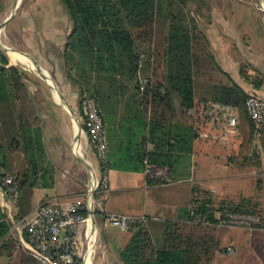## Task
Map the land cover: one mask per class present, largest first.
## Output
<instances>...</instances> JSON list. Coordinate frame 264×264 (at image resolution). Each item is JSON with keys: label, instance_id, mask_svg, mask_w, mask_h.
<instances>
[{"label": "trees", "instance_id": "1", "mask_svg": "<svg viewBox=\"0 0 264 264\" xmlns=\"http://www.w3.org/2000/svg\"><path fill=\"white\" fill-rule=\"evenodd\" d=\"M59 1L71 23L64 63L69 79L80 87V102L91 96L100 109H106L113 93L125 102L127 111L119 119V128L129 147L124 156L129 169L144 171L148 159L166 167L175 178L187 176L197 135L184 110L198 102L231 104L249 121L252 136L264 133V127L257 129L246 110L247 97L257 93H248L226 71L227 81L198 77L199 46L208 38L195 18L185 15L192 0ZM140 77L150 79L143 90ZM29 79L27 71L11 65L0 49V184L8 174L16 178L20 190L17 218L33 210L35 188L47 184L53 172L43 140L42 109ZM252 83L260 86L261 81ZM147 143L153 147L147 148ZM17 153L23 155L18 170L13 162ZM109 165L108 153L102 167L105 170ZM191 209L206 215L211 223L190 221ZM218 211L222 215L260 212L253 197L223 200L216 208L212 192L195 185L188 218L157 221L146 217L121 251L123 264H212L230 228L216 224ZM3 256L6 264H40L12 234L0 203Z\"/></svg>", "mask_w": 264, "mask_h": 264}, {"label": "crops", "instance_id": "2", "mask_svg": "<svg viewBox=\"0 0 264 264\" xmlns=\"http://www.w3.org/2000/svg\"><path fill=\"white\" fill-rule=\"evenodd\" d=\"M20 1L21 0H17L18 4L20 3ZM58 1L59 0H51L52 7H55L54 10L50 8L49 11H44L41 6L42 10H40V14L37 13L38 15L42 16L41 19H43L45 15L52 16L53 19L49 20L48 18H44V24L43 26H40L34 19V16L36 14L33 13V11H31L30 9L31 6L34 7L37 4V8L39 10V6L42 3V0H35L34 4L31 5L26 12V17H29V22L31 20V26L26 27L28 31H25V33L28 32L26 37L27 39H23L22 30L19 31V27H15L13 29L12 43L10 42V45L15 47V51L20 53L26 52L36 58L40 62V66L42 67V69L50 74L52 78L51 84L47 83L48 81L46 82L42 76L41 79L43 82L50 86L49 95L51 96L52 102L54 104L56 103L53 108L57 110V112H59V109L65 110L70 114V117L72 118V130L70 126H68L69 136L70 134H72V137H69L71 138V141H69V143L72 147H74V141L76 139H79L83 147H85V149L87 150V153L89 155L88 162H90L92 167V171L87 167L89 185L91 186L92 177L102 180L105 173L96 153L88 147V129L80 110V87L69 79L66 72V65L64 63L63 55L66 50L68 36L71 32V23L63 5ZM58 7H60L61 9H59ZM235 17L236 15L232 12L231 15H224V22L220 21L222 29L227 30L226 36L223 35V31L221 32V34H219L218 31L213 30L212 43L215 52L217 51L216 53H219L220 51H223L224 48H227V64L229 66H233V61L235 62L236 59L234 57L233 51L237 46H243V49L250 50V56H252V51L255 52L253 56H257V58L259 59L262 68H258L264 76V36H257L255 33H251L247 29H241L237 27L236 24H234ZM9 23L10 21L8 22V24ZM7 25L5 26L6 30L8 28ZM223 58L226 60L224 56ZM250 62L256 66V62H254L252 59L250 60ZM226 72L230 74L233 79L237 81L248 93H257L264 97V79L261 80L260 86H256L254 83H251L252 81L250 80H236L233 70L231 72L228 69L226 70ZM55 83L58 84L55 85ZM53 84L64 96L67 102L66 104L61 100V98V103L55 101L52 92V89L54 88L52 86ZM57 105H60L61 108H59ZM62 105L65 109H63ZM184 113H186L185 110ZM186 114L188 121L192 123L195 128L192 115L188 113ZM102 115L106 123L103 111ZM109 116L111 117L112 115H107V117L110 119V121H108V127L106 123V132L109 142L110 167H108L107 170L109 180L106 185L97 189L99 191H97V193L100 196L99 198H97L98 210L95 209L96 211H94V213L97 220L96 225L98 228V237L93 248V264L94 258L99 256V247H105V249L104 251L102 250L104 253L101 256L100 260L95 264H117L116 262H112L111 258H116V256H120L121 258V251L128 244L132 236V232L123 230L119 227L122 233H119V235L116 237L110 236V240L108 239V243L106 244V241L103 238V234L102 236L99 235V221L97 218V211L102 215L104 224L105 218L111 214H125L138 217L145 216L151 217L157 221L166 219L183 220L188 218L187 214L191 206V201L193 198V187L195 186L190 181L194 176H196V183L199 184L201 188L210 190L213 194V197L217 198V201L226 200L237 202L243 197H251L254 193L255 187H253V181L250 180V175L256 173L257 169L259 170L261 176L259 181L264 185V156L260 160L259 165H255L253 169L248 172L246 170L247 162L239 161L237 157H235L236 154H239L236 152V150L240 146L238 139L240 134H238L236 137L234 136L231 139L229 147H225L221 143L217 133H215L213 137H210L208 139H199L197 137L195 138L193 152L189 159L190 176L187 175L173 178L170 174V178L172 177L173 180L169 183L162 184L158 182H149L147 175L143 170H132L127 167L128 165H126L124 161V156L125 154H127V148L129 147L127 145L125 136L122 134V130L119 128L118 119L121 116L118 117L115 121H113V118H110ZM42 120L43 140L46 145V152L48 155L47 144L49 135H47V131H45L46 121L43 115ZM66 120L67 119L63 117V121L67 123ZM74 122H77L79 129L81 128V130H79V133H76ZM240 122V124L242 125V119H240ZM241 125L239 126V133L240 130L241 132L245 131L247 123H245V125L243 126ZM247 128L250 130V125L249 127L247 126ZM54 134H57L60 136V138H62L58 132L55 131ZM252 137H257V135H254ZM253 138L251 140V143H253L251 144L252 152L255 153L259 150L264 151V133L262 134V136H260V139L256 140L255 142ZM146 147L152 148L153 144L147 143ZM231 153L234 156L233 159H229V156L232 155ZM77 157L79 158V156ZM48 160L49 162L51 161L49 158ZM13 162L16 169L18 170L20 162L18 163L17 161L18 164H16V161ZM52 170L54 172V168ZM206 183H209L210 186L205 185ZM52 186L53 185L51 184H44L35 188L32 200L33 209L37 206L35 200L37 194L39 192L47 194V189L52 188ZM88 195L89 197L91 195L90 187L88 189ZM181 195H183V199H181ZM53 198L57 199L59 204L70 203V201H63L58 195L49 196L41 203L49 202ZM84 202L85 201H83V204ZM258 209L261 210L260 208ZM257 214L264 216V212L261 211ZM127 233H129V235H126ZM223 239L225 241L224 247L222 249L224 253L227 246H232V248H234V252L232 253V255H229L234 257L233 264H248L249 260V264H264V227L256 229L228 228ZM81 241L82 246L85 248L83 239ZM253 249H259V251H253ZM219 261L220 254L218 252L212 264H219Z\"/></svg>", "mask_w": 264, "mask_h": 264}, {"label": "rangeland", "instance_id": "3", "mask_svg": "<svg viewBox=\"0 0 264 264\" xmlns=\"http://www.w3.org/2000/svg\"><path fill=\"white\" fill-rule=\"evenodd\" d=\"M34 2L35 0L34 1L33 0H21L14 16L12 17V19L10 18L6 23L7 25L8 22L10 21V23L7 25L8 26L7 30L5 27L6 25L2 27L3 29L1 28L2 32L0 29V32H1L0 49L4 53H6L8 56H9V53H8L9 51H7V49H5L2 46H4L5 44L6 45L9 44L8 47L10 49L12 48L13 50H15V47L10 45L12 43L13 29L15 27H19V31L22 30L23 39L27 37L28 32L25 33V31H28L26 27L31 26V20L29 22V17H26V12L28 8H30V6L34 4ZM16 4H18L17 0H0V24L3 21H5L6 18L9 17L11 11H13L14 8L16 7ZM41 6L44 11L45 10L49 11L50 8L54 10L55 7H52L51 0H45V1L42 0V3L39 6V10L37 8L38 7L37 4L34 7L31 6L30 10L36 14L34 16V19L38 22L40 26H43L44 18H48L49 20H52L53 17L45 15L44 18L41 19L42 16L38 15L40 14V10H42ZM58 8L61 9L60 7ZM189 11L186 10L185 15L188 18H190L189 16H193L195 20L197 21V25L199 26L200 30L208 38V41H206L207 40L206 38L202 39V44L204 46L202 45L199 46V52H201L202 50V53H201V66L199 69L198 77H203V78L210 77L216 80L227 81L228 78L226 74L224 73V71L229 69L231 72L232 70L234 71L235 79L239 81H245V76L249 77L248 80L256 82V84L259 81L264 79L262 72L259 70V68H262V66L260 65V61L257 58V56H253L255 52L252 51V56H250L251 55L250 50L243 49L242 48L243 46H240V47L237 46L234 51L232 50L234 57L236 58L235 62L233 61V66H229L227 64V60H228L227 59V55H228L227 48H224L223 51L216 53L217 51L215 52V49L212 43L213 30L218 31L219 34H221V32L223 31V35L224 36L227 35V30L222 29L221 22H224L223 21L224 15H231L232 12L236 15L234 24H236L237 27L241 29H247L251 33H255L257 36H264V32H263L264 0H192ZM23 53L26 54V57L30 59L31 58L35 59L37 64L41 65L40 62L36 58H34L33 56H31L30 54L26 52H23ZM223 56L226 58V60L223 58ZM9 59H10L11 65L13 64L17 65L18 67L26 70L27 73L30 75V79H29V82L31 84L30 86L36 95V98L40 104V107H42L41 113L46 121L45 131H47V135H49V140L47 144L48 158L51 160L50 164H52L54 168V172H52V174H49L47 176V184H51L53 186L52 188L47 189L46 191L47 194L43 192H39L37 194V197L35 198L36 205L38 206L39 203H41L47 197L55 196V195H58L63 201H70V202L76 201L82 204H83V201H85L84 204L87 205L88 199L90 198L88 195V189L90 187L89 180H88V170H87V166L80 160L81 156L79 158L77 157L78 156L77 153L75 152V150L73 152V147L69 143V141H71L70 140L71 138L69 137H72V134H70L69 136L68 126H70L71 130L73 127L72 118L70 117V114L62 109H59V112H57V110L53 108L55 104L52 102L51 96L49 95L50 86L42 81L41 79L42 75L30 70L29 68H27L26 66L20 63H17L10 56H9ZM251 59L254 62H256V66L250 62ZM44 79L46 81V78ZM47 83L50 84L49 81ZM57 84L58 83H55V85ZM58 107L61 108L60 105ZM63 109H65L64 106H63ZM101 109L105 116L107 127H108V121H110L107 115L111 114L113 121H115L118 117L124 115L127 111L125 107V102L123 100L118 99L114 93L111 99L107 101L106 109H103V108ZM238 115H239V126L241 125L240 119H242L243 123L241 126L247 123V126L249 127L248 125L249 121L241 115V112H239ZM63 117L67 119L66 120L67 123L63 121ZM182 119H186V118L182 116ZM247 126H246L245 131L241 132L240 130V133H239L240 135L238 137L240 146L236 150V152L239 154H236L235 157H237L239 161L247 162L246 170L250 172L251 169H253L255 165L256 166L259 165L260 160L264 156V151L259 150L258 152H255V153L252 152L251 144L253 143H251V140L253 137L250 133V130L247 128ZM55 131L58 132L62 138H60L59 135L54 134ZM258 139H260L259 136L253 138L254 142ZM233 157L234 156L232 154L231 156H229V159H233ZM84 158H86V161H88L89 159V155L85 148H84ZM22 159H23V155L20 153H17L14 156V161H16V164H18L19 161H21ZM189 168L187 170L188 174L190 170ZM260 177L261 176H260L258 169L256 173L250 175V180L253 181V187H255L254 193L251 197H253L254 202L257 204V207L261 209L260 211L264 212V185L259 181ZM173 178L171 179V181L173 180ZM190 182L193 185L199 186V184L196 183V176L192 177ZM205 185L210 186L209 183H206ZM97 191H98L97 189L96 190L94 189L91 193L92 195L90 198L91 207L93 206L94 210L95 209L98 210L97 198H99L100 195L97 193ZM183 198H184L183 195H181V199ZM3 200L7 202L5 197H2L1 191H0V203L2 205L3 211L8 213V208L2 204ZM214 200H215V207L216 208L219 207V202L221 200L217 201V198H214ZM49 202L53 204H58V201L55 198H53ZM218 213L219 211L217 212V214ZM13 215L16 221L17 220L16 218L17 209L16 208L13 209ZM97 218L99 221V235L102 236L103 234V238L105 239L106 244L108 243V239L110 236L116 237L119 235V233H122L121 229L118 226L113 225V224H107V225L104 224L103 217L101 214L98 213V211H97ZM13 220L9 218V221L11 223V229H12ZM129 232H132V230ZM12 234L16 235L18 233H16V231H13ZM126 235H129V233H127ZM224 244H225V241L224 239H222V245H221L222 249L224 247ZM104 249L105 247L98 248L99 256L94 258V264L100 260L101 256L104 253L103 252ZM253 251H259V249H253ZM233 252H234V248H232V246L230 247L227 246V248L225 249V253L223 252V250H220L219 251V254H220L219 264L220 263L221 264H233L234 257L229 256V255H232ZM111 260L112 262H116L117 264H122L120 256L119 257L116 256V258L112 257ZM6 262H7L6 257L4 256L0 257V264H6ZM249 263H250V260L248 261V264Z\"/></svg>", "mask_w": 264, "mask_h": 264}, {"label": "built area", "instance_id": "4", "mask_svg": "<svg viewBox=\"0 0 264 264\" xmlns=\"http://www.w3.org/2000/svg\"><path fill=\"white\" fill-rule=\"evenodd\" d=\"M149 82V78L140 77V88L145 89ZM80 110L88 129V147L96 153L101 165H105L109 142L99 103L94 97L84 96ZM246 110L257 129H262L264 97L250 94L246 99ZM185 112L192 115L199 139H208L217 133L221 143L229 147L231 139L239 134V110L231 104L215 100L202 101L193 108L185 109ZM107 170L106 167L102 180L96 179L95 190L108 183ZM144 172L150 178L158 180V183L171 181L166 167L150 163L148 159H145ZM0 191L2 197L7 200V202L3 200L2 204L8 208V217L13 220V209L17 208L20 194L16 178L13 175H6L0 184ZM90 198L87 205L80 202L41 203L27 215L16 217L11 232L18 233L16 235L21 244L38 259L40 264H93V248L97 240L98 228L92 220V212L95 210L93 206L91 207ZM85 210L87 213L84 212ZM217 219L216 224L223 227L249 229L264 227V216L257 213L227 211L224 215L219 214ZM145 220V216L111 214L105 218V224H114L123 230L133 231ZM190 221L211 223L206 215L197 213L194 209L190 211ZM82 239L85 248L82 246Z\"/></svg>", "mask_w": 264, "mask_h": 264}, {"label": "bare ground", "instance_id": "5", "mask_svg": "<svg viewBox=\"0 0 264 264\" xmlns=\"http://www.w3.org/2000/svg\"><path fill=\"white\" fill-rule=\"evenodd\" d=\"M3 29V28H2ZM2 29H1V32H2ZM1 32H0V37H1ZM7 49V51H9V55L12 59H14L17 63H20L24 66H26L27 68H29L30 70L40 74V75H46L47 78H46V81L48 80L50 82V84L52 83L51 79L49 78L48 76V72L47 71H44L43 73H41V71H39V65H37L32 59L26 57L25 55H23L22 53L20 52H17L15 50H8L10 49L8 47V45H4ZM12 49V48H11ZM45 78V77H44ZM52 92H53V97L55 99V101H57L58 103H61V100H60V97L58 96V93L56 91L55 88L52 89ZM56 104V103H55ZM63 107V106H62ZM75 123V129H76V133H79V130H81V128L79 129L78 125H77V122H74ZM84 148L81 141L79 139H76L74 141V147L73 149L75 150V152L77 153V155L80 157L84 156ZM88 157V156H87ZM89 161V160H88ZM90 163V162H89ZM92 171V170H91ZM97 175V174H96ZM97 180L95 177H92V182H91V189L90 191L92 192L93 189H94V186L96 184Z\"/></svg>", "mask_w": 264, "mask_h": 264}, {"label": "water", "instance_id": "6", "mask_svg": "<svg viewBox=\"0 0 264 264\" xmlns=\"http://www.w3.org/2000/svg\"><path fill=\"white\" fill-rule=\"evenodd\" d=\"M18 6H19V4H16V7L14 8V10L12 11V13H11V15L8 17V18H6L5 19V21H3L1 24H0V29L2 28V27H4L5 25H6V23H7V21L15 14V11H16V9L18 8ZM2 47H4L5 49H6V47L5 46H2ZM8 50H10V49H8ZM25 56H26V54H24ZM32 59V58H31ZM36 64H37V62H36V60L35 59H32ZM37 65H39V64H37ZM39 71H41V73H43L44 71H43V69H42V67L39 65ZM48 76H49V78L52 80V78H51V76H50V74H48ZM43 77H46L47 78V76L45 75H43ZM56 90H57V93H58V95H59V97L61 98V100L66 104L67 102H66V100H65V98H64V96L62 95V93L56 88V86L53 84L52 85ZM72 111V110H71ZM80 159H81V161L83 162V163H85V165L88 167V169L89 170H92V167H91V164L88 162V161H86V159L85 158H81L80 157ZM92 193V192H91ZM92 195V194H91ZM93 210V209H92ZM92 220H93V223H94V225L97 227V225H96V223H97V220H96V215H95V213H94V211L92 212Z\"/></svg>", "mask_w": 264, "mask_h": 264}]
</instances>
